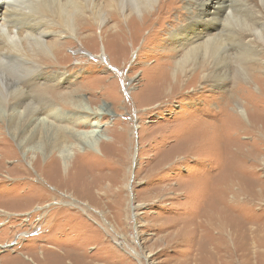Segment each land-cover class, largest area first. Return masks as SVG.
Segmentation results:
<instances>
[{
    "label": "rangeland",
    "instance_id": "1",
    "mask_svg": "<svg viewBox=\"0 0 264 264\" xmlns=\"http://www.w3.org/2000/svg\"><path fill=\"white\" fill-rule=\"evenodd\" d=\"M175 1L167 2L170 22L156 23L157 13L150 22L140 14L117 25L106 12L101 26L83 21L76 36L49 27L39 40L62 50L38 70L22 74L29 65L6 57L23 66L13 70L30 103L21 119L0 117V264H264V17L250 18L260 37L246 45L222 40L229 56L212 65L218 81H203L198 68L184 79L162 71L183 56L165 34L188 12ZM209 23V32L225 25ZM232 49L242 53L235 58ZM63 92L89 110L63 104ZM36 109L55 125L46 157L21 151L13 139ZM60 109L64 122L50 114ZM28 128L25 137L41 135ZM90 130L97 152L74 137ZM65 147L73 153L66 167ZM195 192L206 194L197 213ZM212 202L224 226L218 235L204 229Z\"/></svg>",
    "mask_w": 264,
    "mask_h": 264
},
{
    "label": "bare ground",
    "instance_id": "2",
    "mask_svg": "<svg viewBox=\"0 0 264 264\" xmlns=\"http://www.w3.org/2000/svg\"><path fill=\"white\" fill-rule=\"evenodd\" d=\"M156 1L157 0H0V117L4 119V117L8 116L11 120L22 118V115L26 110V105L30 102L26 101V99L28 100L26 89H22L18 85L19 78L24 81V79H22L23 77L20 76L30 69L38 70L35 69V67H37L35 65L40 63V61L46 60L49 63H52L50 61L52 60V56L57 57V54L61 52V46L55 47V42L49 40L46 41L44 39L39 40L43 34L45 35L50 31L49 27L55 26L61 30L56 33V36L58 35L60 37L62 33L76 36L79 31L77 28L82 27L83 21L84 23L87 21L91 25L98 27L101 26L102 22L105 21L106 12L115 13L117 25L123 24L127 19H129L128 23L131 24L134 22V17L140 16V14H144L143 19H148V22H150L151 20L153 21L157 13L158 18L156 19V23L165 21L170 22V0H163L162 4L156 7L157 9L152 11ZM159 1L160 0H158V2ZM180 3L186 7L188 12H185V15L183 12H180V16L176 19V23H172L173 26L170 25L172 28L170 30H165V34L168 38L167 43L169 45L177 44L182 50L183 56L174 61V63H165L164 68L162 69V71H165L163 73L167 74L169 73V70H174L175 72L183 73V78L186 79L190 72L198 68L202 69L201 73L203 81H218L216 78H218L219 75L214 74L212 71V68L215 69L213 66L217 63V56H219L220 59L224 58V54L229 56L228 51L226 49L224 50V47L226 46L223 45L222 40H224L225 37L226 40L232 38V44L237 47L238 44L246 45L249 43L250 40L247 37H253L254 35L257 38L260 37L259 31L255 30L253 22H250V18H255L254 20L256 21L258 17H264V0H238L237 2L234 0H228V2L226 0H176L175 4L177 5L175 6V9L178 8ZM221 19L225 22L222 30H219L218 32L217 29H214L213 32L207 30L210 26V23L208 24L210 20ZM16 21L23 22L25 26L22 29H19V31H15L16 28H5L4 25L7 22L12 23ZM205 23H207V25ZM45 24L46 27L43 28ZM214 25L216 24L214 23ZM53 29L56 28L53 27ZM121 32L122 31H113L111 33L117 34L118 36ZM108 36L109 33L106 35L107 39L109 38ZM88 37L91 36L88 35ZM100 38H102L101 35ZM235 50L236 49H232L233 52ZM103 52L106 54L105 50ZM240 53H242V50L238 49L236 52L232 53V55L236 58L237 55L240 56ZM8 56L13 57V60L21 63L25 62L30 68L21 69L23 73L19 77H16L13 68L15 66L18 67L19 64L13 63L11 59V62L7 61L6 57ZM19 66L21 67L22 65ZM241 73L243 79L248 80L245 73L243 71ZM166 83L168 82H163L162 84ZM26 85L28 86V84ZM216 88L218 87L216 86ZM58 97L61 98L63 104L70 102V104L80 110H89V107H87L84 101L82 102V100L76 99L77 101L75 102L74 100H70L66 93L60 94ZM236 108V111L245 117L244 108L242 106H236ZM50 114L55 116V118L60 119V121L64 122L67 120L66 112L62 113L61 109L58 113L51 112ZM35 115L38 116L37 109L30 111L29 117L26 119L30 122H27L18 134H14L13 139L18 141L17 145L21 148V151L39 150L41 155L46 157V153L49 151L46 147L49 146L44 147L45 142L48 140L50 141V144H52V135L55 125L46 122V119H39ZM28 125L40 128V130H42L41 135L38 136L35 131L28 137H25L29 129ZM60 128L63 131L67 129L66 127L62 128V125ZM95 132L97 131L90 130L76 132L74 137L77 138V143L82 148L87 147L97 152L96 145L98 139L94 136ZM0 144L6 145V142L3 139H0ZM72 154V150H70L69 147L59 150V156L64 167L67 166V161L72 157ZM208 177L209 176H207V179ZM202 178L203 177H201V179ZM207 179L206 181L208 182ZM203 185H205V183L200 184L199 182V186L202 187ZM261 191L262 190H260V195ZM199 192H201V190H199ZM193 193L190 195L193 196ZM196 193L197 192H195V194ZM202 194L206 195L204 192L197 193V197L199 195L202 196ZM226 194L228 193L224 192L222 194V200L225 198ZM257 196L262 198L259 194ZM202 197L199 196L197 198L195 213L200 212V209L203 210L204 208L205 202L203 203L202 201L205 199H202ZM194 199H196V197ZM212 203L207 207V218L205 217L204 229L209 230H206L207 233L214 231L216 232V235H218L219 231L224 230V226L222 225L223 222L221 219L215 216L217 205L214 202ZM224 203L226 202H223V204ZM226 205L230 207L227 203ZM209 215L214 218L210 219ZM220 246L221 244L216 246L218 251L221 249ZM224 249L222 250L224 251ZM219 253L223 252L221 251ZM20 257L28 259V257L23 254H20Z\"/></svg>",
    "mask_w": 264,
    "mask_h": 264
}]
</instances>
